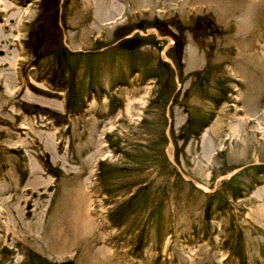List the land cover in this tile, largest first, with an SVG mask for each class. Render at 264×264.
I'll return each mask as SVG.
<instances>
[{
	"label": "rangeland",
	"instance_id": "374dc122",
	"mask_svg": "<svg viewBox=\"0 0 264 264\" xmlns=\"http://www.w3.org/2000/svg\"><path fill=\"white\" fill-rule=\"evenodd\" d=\"M67 260L264 264V0H0V264Z\"/></svg>",
	"mask_w": 264,
	"mask_h": 264
},
{
	"label": "bare ground",
	"instance_id": "6f19581e",
	"mask_svg": "<svg viewBox=\"0 0 264 264\" xmlns=\"http://www.w3.org/2000/svg\"><path fill=\"white\" fill-rule=\"evenodd\" d=\"M101 1V0H100ZM144 1V0H143ZM111 2V1H110ZM112 4V3H111ZM109 5H110V3H109ZM117 5V4H116ZM113 6V5H112ZM114 8V10H115V8H116V6L115 7H113ZM106 9H108V8H106ZM105 14H107V13H105ZM14 63V62H13ZM12 63V64H13ZM14 65V64H13ZM14 66H16V65H14ZM45 103H47V102H51V101H44ZM51 103H53V102H51ZM55 107V106H54ZM76 188H78V187H76ZM80 188V187H79ZM81 191H82V189H81ZM86 191V190H85ZM84 192V191H83ZM78 194V193H77ZM87 194V193H86ZM75 196V194L73 195V197ZM79 196H81V195H79ZM89 196V195H88ZM87 198V197H86ZM81 200H84L82 197H81ZM81 200H78V202H76V205H75V207H74V212H72V214H73V219H72V227H73V229L74 230H76V231H78V233H79V236H84L85 234H88V233H90L91 231H92V228H91V224H92V219H91V216L89 215V213H88V211L87 210H89V209H86V207L85 208H83L82 206H83V202H81ZM87 201H90V199L89 200H87ZM87 204V203H86ZM83 208V209H82ZM89 208V207H88ZM69 222V221H68ZM96 224H94V226H95ZM62 228V227H61ZM59 234H57V235H60L61 234V231L59 230ZM75 239V238H74ZM74 241V240H73ZM105 254H106V252H105ZM102 255V254H101ZM95 256H97V254L95 255ZM100 256V255H99ZM100 259L103 261L104 260V257H103V255L100 257ZM93 260V259H92ZM75 264V263H74Z\"/></svg>",
	"mask_w": 264,
	"mask_h": 264
},
{
	"label": "water",
	"instance_id": "95a60500",
	"mask_svg": "<svg viewBox=\"0 0 264 264\" xmlns=\"http://www.w3.org/2000/svg\"><path fill=\"white\" fill-rule=\"evenodd\" d=\"M142 44V39L140 37H127L125 38L121 45L125 49H134ZM180 43H177V49H179ZM48 159V158H47ZM59 264H73L72 260L62 261Z\"/></svg>",
	"mask_w": 264,
	"mask_h": 264
},
{
	"label": "flooded vegetation",
	"instance_id": "af4514ba",
	"mask_svg": "<svg viewBox=\"0 0 264 264\" xmlns=\"http://www.w3.org/2000/svg\"><path fill=\"white\" fill-rule=\"evenodd\" d=\"M140 27H142V24H139V25H138V28H140Z\"/></svg>",
	"mask_w": 264,
	"mask_h": 264
}]
</instances>
